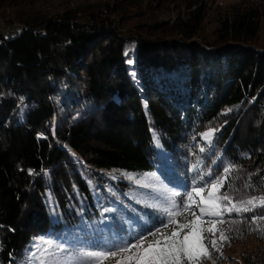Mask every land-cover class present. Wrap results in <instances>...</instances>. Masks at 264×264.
<instances>
[{
	"label": "trees",
	"instance_id": "trees-1",
	"mask_svg": "<svg viewBox=\"0 0 264 264\" xmlns=\"http://www.w3.org/2000/svg\"><path fill=\"white\" fill-rule=\"evenodd\" d=\"M49 1L62 2L0 0V264L58 255L49 243L135 242L161 227L141 202L153 187L183 194L228 165L221 192L264 196V0H87L54 14ZM253 216L264 207L225 217L238 223L222 256L202 264H264Z\"/></svg>",
	"mask_w": 264,
	"mask_h": 264
},
{
	"label": "snow or ice",
	"instance_id": "snow-or-ice-1",
	"mask_svg": "<svg viewBox=\"0 0 264 264\" xmlns=\"http://www.w3.org/2000/svg\"><path fill=\"white\" fill-rule=\"evenodd\" d=\"M211 136L210 130L203 134L202 139L210 142ZM200 151L203 152L204 148ZM192 170H197L196 164ZM234 170L232 165L225 166L220 175L208 180H204V177L211 176V171L201 173L199 180L193 181L191 190H185L183 194L163 184L153 187L152 202H141L160 213L161 227L155 231L149 230L147 236L139 234L135 242L123 240L103 244L87 241L49 243L44 253L55 248L58 255L46 259L42 253L41 258L36 261V254L33 253L32 259L36 264H105L112 259H115L116 264H202L203 260H212V253H221L224 243L228 241L226 233L233 231L232 225L238 223L225 217H231L232 213L240 216L253 211L258 205L264 207V196H252L237 201L228 191L221 192ZM196 197L199 199H195ZM149 215L143 214L144 217ZM189 215L192 217L190 220ZM178 217L181 219L178 220ZM261 222H264V216H253L250 224L257 226L256 231H262L264 223ZM223 224L229 226L220 227Z\"/></svg>",
	"mask_w": 264,
	"mask_h": 264
},
{
	"label": "rangeland",
	"instance_id": "rangeland-1",
	"mask_svg": "<svg viewBox=\"0 0 264 264\" xmlns=\"http://www.w3.org/2000/svg\"><path fill=\"white\" fill-rule=\"evenodd\" d=\"M62 2L58 3L57 1H49L46 6H44V11L49 13V14H54L55 12H61L62 11V7H60L59 5L65 6L66 7H72L75 3L79 4V3H83L87 0H61ZM64 1V2H63ZM90 1H112V0H89ZM217 2L219 3H223V4H227V3H231L233 2V0H217ZM161 21H172V19L174 18V16L169 12V13H163L162 15L159 16ZM262 35H264V23L262 26ZM198 212V209H197ZM40 245V244H39ZM245 248H240L239 246H236L234 248H232L231 250H227L224 252L223 257L226 258L229 261L232 262H236L237 261V255L238 253L242 252V251H247L249 248H251L250 246L246 245L244 246ZM38 251V249H35L34 252ZM42 254V253H39ZM33 255V253H32ZM105 264H116L115 259L112 260H108L105 262Z\"/></svg>",
	"mask_w": 264,
	"mask_h": 264
},
{
	"label": "built area",
	"instance_id": "built-area-1",
	"mask_svg": "<svg viewBox=\"0 0 264 264\" xmlns=\"http://www.w3.org/2000/svg\"><path fill=\"white\" fill-rule=\"evenodd\" d=\"M9 31H6V32H0V36L1 37H5L7 34H8Z\"/></svg>",
	"mask_w": 264,
	"mask_h": 264
}]
</instances>
